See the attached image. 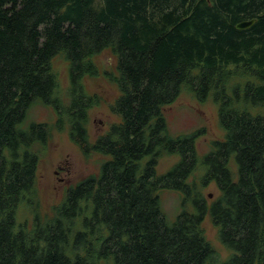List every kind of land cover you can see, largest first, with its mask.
Masks as SVG:
<instances>
[{"label":"trees","instance_id":"16d2710c","mask_svg":"<svg viewBox=\"0 0 264 264\" xmlns=\"http://www.w3.org/2000/svg\"><path fill=\"white\" fill-rule=\"evenodd\" d=\"M254 20L246 30L235 26ZM116 58L120 121L89 143L98 104L83 79L95 56ZM68 63V103L56 96L51 62ZM182 91L209 96L224 136L197 157L203 131L172 137L164 109ZM36 104L56 114L71 142L104 160L69 188L50 218L28 227L46 124L22 128ZM178 155L164 174L158 159ZM200 165L204 174L189 182ZM232 168H234L232 170ZM215 183L208 207L201 189ZM182 194L169 223L159 191ZM194 211L187 210V205ZM232 251L223 264H264V0H0V264H213L205 215Z\"/></svg>","mask_w":264,"mask_h":264},{"label":"rangeland","instance_id":"374dc122","mask_svg":"<svg viewBox=\"0 0 264 264\" xmlns=\"http://www.w3.org/2000/svg\"><path fill=\"white\" fill-rule=\"evenodd\" d=\"M97 67V75L86 76L83 79L84 91L89 96H96L98 104L88 110L86 125L89 143L108 131L111 125L117 124L120 119L113 114L110 106L119 96L117 85L111 80L117 76L116 58L110 50H104L93 59ZM53 73L57 79L56 96L63 104L68 103V63L62 55H57L51 62ZM30 109L22 128L31 123L46 124L50 128V137L40 152L39 165L36 173L34 205L27 207L20 205L16 213L17 223L32 225L36 217L35 210L41 221L52 216L53 208L64 199L66 191L76 185L88 175L97 174L102 162L101 156L84 155L75 146L68 136L66 125L58 130L55 127L56 114L48 106L36 104ZM167 132L170 136L189 135L195 131H203L195 141L197 157L200 162L202 156L212 150L214 142L221 141L224 133L220 128L216 105L209 96L205 101L198 102L187 91H182L174 103L164 109ZM179 160L178 155H163L158 159L156 174L161 175L168 171ZM234 168H232L233 170ZM204 167L198 168L190 176L189 182H198L204 174ZM234 171V170H233ZM209 207L219 196L215 183H210L201 189ZM182 194L172 190H160L159 200L161 210L166 220L172 223L181 212ZM187 210L194 209L187 205ZM202 229L206 241L215 252L213 264H223L232 254L219 241L217 229L211 222L209 213L204 217ZM100 264H110L109 262Z\"/></svg>","mask_w":264,"mask_h":264},{"label":"water","instance_id":"95a60500","mask_svg":"<svg viewBox=\"0 0 264 264\" xmlns=\"http://www.w3.org/2000/svg\"><path fill=\"white\" fill-rule=\"evenodd\" d=\"M254 22H255L254 20H250V21H244V22L238 23L235 26V29L236 30H246L250 28L254 24Z\"/></svg>","mask_w":264,"mask_h":264}]
</instances>
